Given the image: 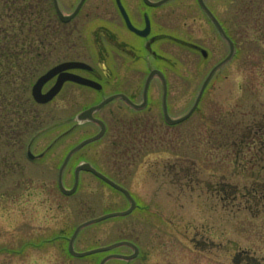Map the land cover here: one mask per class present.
Here are the masks:
<instances>
[{
    "label": "rangeland",
    "instance_id": "obj_1",
    "mask_svg": "<svg viewBox=\"0 0 264 264\" xmlns=\"http://www.w3.org/2000/svg\"><path fill=\"white\" fill-rule=\"evenodd\" d=\"M33 1L35 9L30 23L34 27L30 31L27 25L23 33L31 34L34 41H39L37 38L41 32L44 34L41 40L45 43L40 57L28 62L29 55H26L15 63L8 74L0 76V207L4 197L14 189L13 186H28L29 190L23 192V198L26 200L30 196L28 207L34 208V211L29 216L35 219L38 238L44 240L56 234L69 237L77 225L103 215L122 212L129 206L121 194L86 173H80L79 185L70 198L52 188L53 198L50 202L44 201L46 194L38 186L54 187L57 168L65 152L97 130L91 123L76 125L75 121L82 107L91 104L96 96L70 86L52 103L38 106L30 96V89L37 77L47 69L62 61L78 58L82 53L88 65H96L99 60L94 57L97 45L91 39L90 18L95 14L92 4L100 2L86 0L79 14L71 22L63 24L57 19L51 0ZM77 2L58 0V5L62 13L68 14ZM204 2L221 21L224 31H228L235 46L233 58L210 80L197 110L173 127L163 122L161 86L157 81L150 85L151 105L143 112L136 113L125 107L118 109L115 104H111L96 113L107 122V133L98 142L85 146L75 154L64 171V185L73 183L69 169L73 174L77 164L87 161L95 170L127 189L143 203L149 198L151 202L147 209L142 204L140 210L128 216L107 219L81 229L74 244L77 252L115 242H130L134 238L151 263L165 264L168 257V264H219L214 258L204 257L203 254L190 257L193 246L189 239L197 227L194 220V194H190L188 189L178 192L179 188L170 183L171 172L179 165L191 170L215 167L226 170V174L229 170L245 168L243 166L248 170L257 169L252 161L246 165L243 158L235 160V153L242 148L240 135H247L248 126L258 122L259 114L264 109V0ZM153 9L149 8V13H154ZM158 9L166 12L165 26L185 37L186 42L203 45L213 36V27L196 0H170ZM117 29L122 32L121 27ZM127 39L134 42L129 36ZM165 46V54L169 59L166 71L167 101L171 106L170 116L176 118L191 108L208 71L227 54L228 48L216 33V42L209 49L208 59L196 69V64L201 61L197 54L171 42ZM90 50L93 58L90 57ZM182 57L184 61L178 62L177 58ZM136 69L137 77L127 65L118 66L123 81L116 87H108L107 92L115 88L125 89L136 93L135 98L140 100L145 77L143 66H137ZM72 126V131L68 132ZM55 139L60 140L57 142ZM232 141L236 142L234 146ZM51 142L56 144L45 157L47 169L26 158L27 143H31L30 152L35 155ZM246 143L243 153L245 158H249L257 153L259 145L253 141ZM200 156L203 162L197 159ZM212 159L213 166L208 163ZM142 169H150L151 176H145ZM163 171L168 173V178L162 176ZM262 174L264 179V172ZM241 175L243 177H233L234 180L259 178V175L253 176L252 173L250 176L245 172ZM5 219L0 213V248L4 243L1 237H5L4 233L11 225ZM241 222L236 216L229 223H215V233L221 232L220 226H225L230 235L239 233L243 248L256 252L257 258L264 260L260 258L264 257V230H260L264 225L263 220L246 222L247 230L239 232L238 227L244 226L239 224ZM24 226L31 231V225L25 223ZM64 247L65 243L59 241L41 247V264H55L48 254ZM126 249L122 246L113 252L124 254L128 252ZM101 256L93 254L73 259L72 264H97ZM5 257L0 255V264H7L6 259L17 260L16 257ZM220 259V264H227L224 252ZM107 264L126 262L110 260ZM245 264L254 263L249 259Z\"/></svg>",
    "mask_w": 264,
    "mask_h": 264
},
{
    "label": "flooded vegetation",
    "instance_id": "obj_2",
    "mask_svg": "<svg viewBox=\"0 0 264 264\" xmlns=\"http://www.w3.org/2000/svg\"><path fill=\"white\" fill-rule=\"evenodd\" d=\"M96 1L100 3L92 4L95 14L92 15L93 17L90 18V21L92 23L91 39H93V44L97 45V52L95 53L96 55L94 57H96L99 61L95 66L91 67L92 69L90 71L83 69H72L69 70L68 73L96 82L99 85V89H92L73 82H65L62 85L59 93L50 102L43 105L36 103L38 106H46L52 103L57 99L58 96H60L63 90L70 88V86H76L78 88L77 90L91 93L96 96V99L92 101L91 104L83 106L81 110H84L89 106L99 104L109 97H114L113 100L103 105L98 112L104 110L111 104H115L118 109L125 107L136 113L143 112L151 105V97L149 92L151 83L153 81H157L161 86L160 79L157 76H154L151 79L147 90L144 107L141 110H135L117 96L124 95L132 104L136 106L141 105L143 103V89L140 94V100L135 98V92V94H133L129 90L125 89L115 88L107 92L108 87H116L119 83H121L120 81H123L120 78L122 73L118 72V66L127 65L131 68L132 74H135L136 77L137 66H143V75L145 77L144 82L146 80L147 74L150 71H160L166 81V96L168 98V78L166 71L169 67V59L165 54V44L171 42L178 47L186 48L197 54L200 58L199 60L201 61H199L200 63L196 64V69L201 66L202 62H205L208 59L210 55L209 49L215 45L217 31L211 23L210 24L214 30L213 36L208 38L207 43H204L203 45L192 44L186 42L185 37L174 33V29L172 31L169 30L168 26H165L166 12L163 9H158L160 6H147L143 0H118L119 4L126 13L128 20L135 29L143 31L146 28V22L148 23L147 35L145 37H140L127 29L124 19L122 18L117 7L116 0ZM150 1L155 2L152 0ZM149 8H154V13H149ZM118 27H121V33L118 31ZM171 28L174 27L171 26ZM128 36L129 38H133V43L127 39ZM88 47L89 46L86 45V48ZM201 50H204L203 54ZM86 53L87 55L89 54L88 51ZM92 54L93 53L91 51V58H93ZM84 58V53H82L80 57L69 59L67 61L88 64ZM177 61H184V58H177ZM55 80L56 78L47 83L50 84L48 88L54 84ZM47 84H45L44 87ZM44 87L42 88V93L48 90V88L44 90ZM205 91L206 89L204 90V93ZM167 98L166 102L169 112V108L171 106L168 104ZM93 117L101 120L104 123L105 131L104 135L102 136L103 138L107 133V122L103 118L98 117L96 113L93 115ZM91 124L96 127L97 130L94 133L96 134L99 130V126L95 123ZM72 129L73 126L68 130V132L72 131ZM225 139H228V141L230 140V138L227 137H225ZM58 140L55 139L57 142ZM239 140L240 147L242 148L235 153V160L239 161L240 158H243L246 160V165H250V161H252L256 164L257 169L248 170L246 166H243L245 168L239 169L237 171L229 170L228 174H226V170H220L215 167L191 170L179 165L177 169H173L171 172L172 176L170 175V183L179 188L178 192H185L186 189H188L190 194H194V220H196L195 224L197 227L193 237L189 239L193 246V252L190 257H196L203 254L202 256L212 257L220 264L222 262L220 258L222 252H224L225 256L227 257V264H245L248 263L249 259L254 264H264L263 259L259 260L257 258L256 252L251 251L248 248H243L241 243L242 239L239 237V233H235V236L232 234L230 235V232L227 231L225 226H220L221 232L219 234L215 233V223L226 224L230 222L231 218H235L236 216L242 220V222L239 224L244 225L238 227L239 232L241 230H247L246 228L248 227L245 225L246 222L253 223L260 219L263 220L262 223L264 224V179H262V173L264 172V109L259 114L258 122H252V124L247 128V135H244L243 137L240 135ZM248 141L257 143L259 148L255 155L245 158L243 149L247 147L246 142ZM30 144L31 143H29V145L26 147V149L29 151L31 149ZM54 144H56V142H51L49 146L43 151L35 155L33 154V158L29 161L37 162L41 168L47 169L48 165L45 162V157L48 156L49 151L52 149ZM231 144L234 146L236 142L232 141ZM197 159L203 162L201 156L200 158L197 157ZM197 159L195 160L197 161ZM208 163L212 164V166L215 165L213 159ZM68 166L69 161L64 171L67 170ZM69 170V176L71 180L73 179V174L71 169ZM149 170L150 169H142V172L145 176H151ZM139 171L140 170H138V172ZM244 172L249 176L251 173L253 176L259 175V178L248 179L244 177L242 179L240 178L238 180H234L233 177H243L241 173ZM162 176L168 178V173L163 171ZM62 185L65 189H70L72 187V185H64L63 181ZM13 187L14 189L10 192V194L4 197V202H2L0 207V213H2V215L6 218L5 220L11 222V225L7 227V232L4 233L5 237H1V240H3L4 243H2V247L0 248V255L6 256L5 258H17L15 261L12 258L6 259L7 264H12L14 262H18V264H41L40 248L43 246H48V243L59 241L64 242L65 247L63 249L58 248L59 251H54L51 255L48 254V256H51L55 264H72V260L75 258L69 251L70 237L62 234H56L48 239L40 240L38 238V230L37 228L35 229V219L32 216H29L31 212L34 211V208L28 207V199H30V196H28L26 200L23 198V192L28 191L29 187H19L17 185ZM38 187L46 194V196H44L45 202H50L53 198L54 193L52 194V188L54 190L57 189L59 192L57 184H55L54 187H51V185ZM130 194L135 203L133 212L140 210L142 208V204L145 205L144 207L146 209L149 207L148 203L151 202V198L143 203V201L139 200L137 196L133 195L131 192ZM64 197L70 198V196ZM26 213H28V215ZM25 223L31 225V231H29L30 229L28 228L25 229ZM222 230L224 233H222ZM260 230H264V225L260 228ZM133 239H130V242H125L124 244L100 252L99 254L102 255L101 261L104 260V264H107L110 260L131 258L129 261H126V259L122 261H125L126 264H137V262L138 264H159L148 262L143 255V250ZM110 245L111 244H107L101 247L105 248ZM122 246L127 248L126 250H128V252H125L124 254H115V252H113V250ZM133 246H135L137 250H134ZM207 252H209V254H206ZM117 256L119 258H117ZM20 257L23 258L20 259ZM120 257L123 258L120 259ZM168 262L169 258L167 257L165 264H168Z\"/></svg>",
    "mask_w": 264,
    "mask_h": 264
},
{
    "label": "water",
    "instance_id": "obj_3",
    "mask_svg": "<svg viewBox=\"0 0 264 264\" xmlns=\"http://www.w3.org/2000/svg\"><path fill=\"white\" fill-rule=\"evenodd\" d=\"M144 3L148 6H152V7H157L169 0H161L159 2H156V3H152L148 0H143ZM84 0H80L75 8V10L72 12V14L68 15V16H64L59 8H58V5H57V2L56 0H52V3H53V6H54V9H55V12L57 14V17L58 19L62 22V23H67L69 22L77 13L78 11L80 10L82 4H83ZM116 3H117V6L120 10V13L125 21V24L127 26V28L136 33L137 35L139 36H146L147 33H148V23L146 22V28L145 30L143 31H137L136 29H134L123 8L120 6L119 4V1L116 0ZM197 3L199 4L200 8L208 15V17L210 18V20L212 21V23L214 24V26L216 27L218 33L220 34V36L226 41V43L228 44V47H229V53L228 55L226 56V58L224 60H222L221 62H219L216 66H214L208 76L206 77L205 81L203 82L201 88H200V91L195 99V102L192 106V108L188 111L187 114H185L183 117H180L176 120H172L168 117L167 115V111H166V104H165V97H166V85H165V81L163 79V76L158 72V71H152L150 72V74L148 75V78L145 82V85H144V92H143V104L142 105H139V106H136V105H133L125 96L123 95H118L117 97H120L122 98L126 103H128L129 105H131L133 108L135 109H141L144 107L145 105V97H146V91H147V87H148V83L150 81V79L154 76V75H157L160 77V79L162 80V111H163V118H164V121L168 124V125H174V124H177L185 119H187L190 114L193 112V110L195 109L199 99H200V96L203 92V89L204 87L206 86V84L208 83V81L210 80V78L212 77V75L214 74V72L219 69L221 66H223L225 63H227L231 58H232V55H233V44L232 42L230 41V39H228L225 35V33L223 32L221 26L219 25L218 21L214 18V16L210 13V11L207 9V7L204 5V2L203 0H197ZM204 52L202 51V54ZM74 68H81V69H85V70H90V67L85 65V64H82V63H75V62H67V63H63V64H60L50 70H48L44 75H42L37 81L36 83L33 85L32 87V96L34 98V100L37 102V103H40V104H44V103H47L49 102L57 93L58 91L60 90L61 86L63 85L64 82L66 81H72V82H75V83H78V84H81V85H86V86H89V87H92V88H95V89H99V85L96 84L95 82H92V81H89V80H85L83 78H80V77H77L75 75H72V74H69L67 73V70L69 69H74ZM57 75V81L55 83V85L53 87L50 88V90L45 93V94H42L41 93V88L43 87V85L51 80L54 76ZM116 97V96H115ZM114 97H110L108 99H106L105 101L101 102L100 104L94 106V107H91L83 112H81L80 114H78L77 116V120L78 121H90V122H94L96 124H98L100 126V131L93 137L91 138H88L86 140H83L81 141L78 145H76L73 149H71L59 171H58V176H57V182H58V186H59V189L60 191L64 194V195H71L75 189H76V186L78 184V174L80 171H84V172H89L91 174H93L95 177L99 178L100 180H102L103 182H105L106 184L110 185L111 187H113L114 189L116 190H119L121 191L123 194H125L127 196V198L130 200L131 202V206L128 210L124 211V212H120V213H113V214H109V215H105V216H102L100 218H97V219H94V220H91V221H88L86 223H83L81 225H79L73 232V235H72V238H71V241L70 243L72 244V241L74 240L75 236L77 235V233L79 232V230L89 224H92V223H96V222H99V221H102L104 219H107V218H110V217H115V216H125L127 214H129L133 208V202L131 200V198L129 197L128 193L123 190L122 188L118 187L117 185H115L114 183H112L110 180H108L106 177H104L103 175H101L100 173H98L97 171H95L92 167H90L88 164H80L79 166H77L74 170V184H73V187L70 189V190H64L63 187H62V184H61V173H62V170L64 169L68 159L70 158V156L75 153L76 151L80 150L81 148H83L85 145L91 143V142H94L96 140H98L102 135H103V132H104V125L101 121H98L96 119H94L92 117V114L99 110L105 103L111 101ZM28 157H31V155L28 153ZM120 244H115V245H112L108 248H102V249H95V250H91V251H88V252H83V253H75L73 252V255L76 256V257H83V256H86V255H90V254H93V253H96V252H100V251H104V250H108L110 248H113L115 246H118ZM124 259H129V258H124ZM104 263V260L100 263V264H103Z\"/></svg>",
    "mask_w": 264,
    "mask_h": 264
},
{
    "label": "trees",
    "instance_id": "obj_4",
    "mask_svg": "<svg viewBox=\"0 0 264 264\" xmlns=\"http://www.w3.org/2000/svg\"><path fill=\"white\" fill-rule=\"evenodd\" d=\"M33 3V0H0V76L8 74L26 55H29L28 62L40 57L44 34L41 32L39 41H34L31 34L23 33L27 25L30 31L34 27L30 23L35 9Z\"/></svg>",
    "mask_w": 264,
    "mask_h": 264
}]
</instances>
